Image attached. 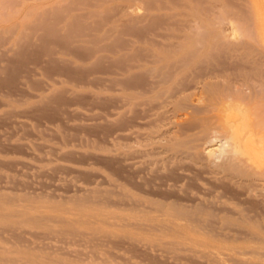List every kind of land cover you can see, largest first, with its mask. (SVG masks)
I'll return each instance as SVG.
<instances>
[{
	"label": "bare ground",
	"instance_id": "bare-ground-1",
	"mask_svg": "<svg viewBox=\"0 0 264 264\" xmlns=\"http://www.w3.org/2000/svg\"><path fill=\"white\" fill-rule=\"evenodd\" d=\"M25 1L17 0L14 6L11 0L14 7L7 14L16 17ZM50 1L53 6L46 7ZM89 2L34 1L33 5H26L27 14L24 13L30 16L26 28L41 29L32 35L40 33L36 35L38 38L42 35L45 44L40 47L43 46L48 63L62 60L72 51L78 54L94 51L98 40L115 32L114 41L103 42L107 43L103 46L109 47L105 50L113 49L111 96L115 104L110 119L117 127L112 142L117 163L113 210L106 213L95 209L80 213L78 218L74 217L78 212H70V222L108 220L122 229L174 231L183 238H188L191 231L194 232L190 236L195 237L200 230L240 226L254 233L248 241L250 244L256 241L257 254H264V11L261 8L264 1L251 0V6L255 5L254 27L245 26L248 30L244 36L253 47L246 50L236 46L232 34L237 28L233 22L224 21L225 12L216 15L222 21L218 30L211 31L200 26L199 20L190 19L182 24L181 34L172 30L173 22H161L158 14L148 12L145 15L152 19L151 25L133 27L141 34L138 38L134 36L135 41L126 38L132 44L128 43L129 47L123 44L124 48L116 27H112L113 33L110 28L109 35L99 30L100 21L109 15L108 11L91 9L72 14L74 5H89ZM132 3H128V8ZM93 16L99 19H86ZM227 24L231 26L229 34ZM16 28L17 23H11L3 25L0 31L12 32ZM28 36L29 33L20 35L14 44L21 49L25 40L31 38ZM167 39L172 42L165 43ZM28 40L23 50L33 46ZM118 42L122 48H116ZM121 163L127 169L125 176L120 173ZM191 183L199 189L194 190ZM229 192L234 198L227 195ZM5 203L9 202H0V223L16 224L19 216H13L18 214ZM212 215L218 218H211ZM184 231L188 236L180 233ZM208 239L206 243L213 242ZM31 247L13 248L1 242L0 264H77L74 259L65 260L56 253L52 257H38Z\"/></svg>",
	"mask_w": 264,
	"mask_h": 264
},
{
	"label": "rangeland",
	"instance_id": "rangeland-1",
	"mask_svg": "<svg viewBox=\"0 0 264 264\" xmlns=\"http://www.w3.org/2000/svg\"><path fill=\"white\" fill-rule=\"evenodd\" d=\"M5 1L0 0V28L11 23H17V28L12 32L0 31V202H9L5 204L12 206L11 211L18 214L13 217L19 216L20 221L13 225L2 221L0 241L13 248L32 246L31 251L41 258L56 253L65 260L74 259L77 264H264V254L256 252L259 249L256 241L252 244L248 241L254 233L246 227L200 230L195 237L190 236L194 231L189 234L184 231L180 233L189 236L183 238L174 231L122 229L108 220L70 222L68 217L70 212H78L74 216L78 218L80 213L95 209L106 213L113 210V179L117 167L113 153L117 127L110 119L115 104L111 96L114 92L110 65L113 49L105 50L109 47L103 46L115 39L112 27L117 28L123 41L126 40L123 42L120 38L122 45L129 47L132 40L126 38L135 41L134 36L138 38L141 34L133 27L141 29L151 25L152 19L146 16L148 12L158 14L160 21L173 22L175 34L190 19L199 20L200 26L211 31L218 30L222 21L216 15L225 12L224 21L233 22L237 28L232 34L236 46L246 50L253 47L244 36L246 30L254 27L255 5L251 6V0H157L158 3L156 0H90L89 5L77 3L72 14L91 9L108 11L109 17L100 19L99 30L113 36L108 34L110 37L101 38L102 44L101 39L98 40L94 51L79 54L72 51L71 57L64 54L62 60L49 63L45 61L43 46L40 47L45 44L40 38L42 35L39 38L40 33L34 35L36 37L32 35L41 29L26 28L30 21V16L25 15L27 6L44 0H26L22 6L19 4L17 8L21 6L22 11L16 17L7 12L17 0H12L14 6L11 0V3ZM130 1L133 5L128 8ZM52 3L45 6L51 7ZM261 4L264 11V3ZM159 6L165 8L160 10ZM230 27L226 28L228 34ZM26 33L32 35V39L27 40L31 42V39L33 46L25 49V40L23 50V46L20 49L14 42ZM106 38L110 40L105 41ZM168 40L172 39L165 43ZM119 169L125 176V165L121 163ZM190 185L194 190L199 189L194 183ZM212 217L218 218L217 215ZM207 238L221 246L206 243Z\"/></svg>",
	"mask_w": 264,
	"mask_h": 264
}]
</instances>
